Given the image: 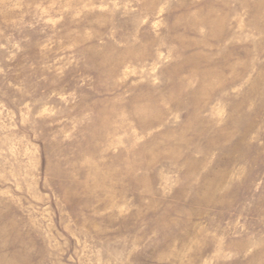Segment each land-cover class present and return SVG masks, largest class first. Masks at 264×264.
Listing matches in <instances>:
<instances>
[{
  "label": "rangeland",
  "instance_id": "rangeland-1",
  "mask_svg": "<svg viewBox=\"0 0 264 264\" xmlns=\"http://www.w3.org/2000/svg\"><path fill=\"white\" fill-rule=\"evenodd\" d=\"M0 264H264V0H0Z\"/></svg>",
  "mask_w": 264,
  "mask_h": 264
}]
</instances>
